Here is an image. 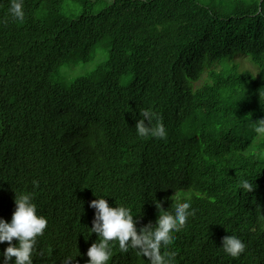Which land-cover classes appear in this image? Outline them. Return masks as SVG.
Here are the masks:
<instances>
[{
  "label": "trees",
  "instance_id": "1",
  "mask_svg": "<svg viewBox=\"0 0 264 264\" xmlns=\"http://www.w3.org/2000/svg\"><path fill=\"white\" fill-rule=\"evenodd\" d=\"M11 2L0 0V217L11 220L16 192L33 194L48 219L33 264L90 259L101 195L131 207L138 230L156 223V201L174 212L176 197L191 199L195 215L167 249L175 264H264V135L253 124L264 117V0L229 14L196 0H23V20ZM96 58L66 87L52 81ZM146 107L166 138L137 133ZM230 234L247 245L238 257L222 247ZM107 264L149 262L113 242Z\"/></svg>",
  "mask_w": 264,
  "mask_h": 264
},
{
  "label": "clouds",
  "instance_id": "2",
  "mask_svg": "<svg viewBox=\"0 0 264 264\" xmlns=\"http://www.w3.org/2000/svg\"><path fill=\"white\" fill-rule=\"evenodd\" d=\"M9 12L13 18L23 20L25 17L23 0H12ZM140 114L141 118L135 125L140 136L166 138L165 125L162 122L153 125L155 114L150 108H142ZM253 124L256 133L264 135V117L253 121ZM239 183L242 191L251 192L256 187V184L254 185L247 177L242 178ZM106 196H97L90 202V206L95 209V215L89 229L91 233H96L99 239L91 243L87 251L90 259L84 264H107L112 255L113 242H118L122 252L129 248L136 249L149 264H175L176 252L167 249L175 240L174 233L186 225L190 216L195 215L196 209L192 207L191 199L181 200L176 197L174 212L162 211L165 208L156 201V206L160 210L156 223L149 222L138 230L137 218L132 208L123 203L112 206ZM15 205L10 221L0 217V243L9 242L7 247L0 251V264H33L32 254L37 237L44 234L48 219L38 213L31 192L19 194L16 192ZM14 238L18 242L14 243ZM222 240L224 251L232 257L240 256L247 247L245 241L235 234L226 235ZM72 262L73 259L68 257L64 264ZM75 264H79V261H75Z\"/></svg>",
  "mask_w": 264,
  "mask_h": 264
},
{
  "label": "rangeland",
  "instance_id": "3",
  "mask_svg": "<svg viewBox=\"0 0 264 264\" xmlns=\"http://www.w3.org/2000/svg\"><path fill=\"white\" fill-rule=\"evenodd\" d=\"M111 1V0H107ZM200 5L203 7L209 8L211 11H214L219 14H229L234 7V5L239 1V0H196ZM109 3V2H107ZM214 3V5H213ZM102 5H99L98 8L101 9ZM213 5V6H212ZM97 8V9H98ZM78 14L75 13V15ZM100 51L96 52V55L99 54ZM239 62H241V68L240 70H250L255 73L254 67L248 63L246 58H236ZM99 60L96 58L88 63H78L74 66H67L63 67L59 70L60 73L62 74H67L63 78H59L56 75H53L52 81L56 82L62 86H67L74 78L80 77V76H87L90 74L97 66ZM206 78V72L204 71L198 80L192 81L191 84L194 88H198L203 80Z\"/></svg>",
  "mask_w": 264,
  "mask_h": 264
},
{
  "label": "bare ground",
  "instance_id": "4",
  "mask_svg": "<svg viewBox=\"0 0 264 264\" xmlns=\"http://www.w3.org/2000/svg\"><path fill=\"white\" fill-rule=\"evenodd\" d=\"M155 3V2H154ZM213 5H214V3H213ZM212 5V6H213ZM237 5V4H236ZM44 8V7H43ZM231 12H233V11H231ZM116 13V12H115ZM120 13V12H119ZM234 14V13H233ZM156 54V53H155ZM182 66V65H181ZM161 68V67H160ZM162 69V68H161ZM200 69V68H199ZM159 70V69H158ZM162 72V71H161ZM157 73V72H156ZM59 74V73H58ZM164 83V82H163ZM129 96V95H128ZM110 103V102H109ZM85 105V104H84ZM98 107V106H97ZM75 114V113H74ZM107 116V115H106ZM119 121V120H118ZM136 121V120H135ZM132 124H134V123H132ZM119 126V125H118ZM121 128V127H120ZM127 129V128H126ZM131 129V128H130ZM92 131V130H91ZM127 131V130H126ZM123 135V134H122ZM117 139V138H116ZM119 140V139H118ZM110 141V140H109ZM113 145V144H112Z\"/></svg>",
  "mask_w": 264,
  "mask_h": 264
}]
</instances>
